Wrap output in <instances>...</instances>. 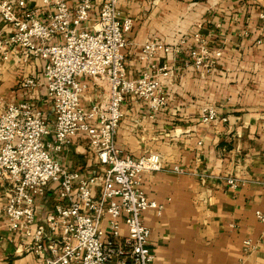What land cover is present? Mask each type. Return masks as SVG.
I'll return each instance as SVG.
<instances>
[{
    "label": "crops",
    "instance_id": "obj_1",
    "mask_svg": "<svg viewBox=\"0 0 264 264\" xmlns=\"http://www.w3.org/2000/svg\"><path fill=\"white\" fill-rule=\"evenodd\" d=\"M26 1L29 7L40 5V0ZM118 7L134 22L125 49L131 76L154 73L139 56L147 38L169 45L188 40L178 52L169 56L159 52L155 60L157 67H171L168 74H157L168 93L167 103L150 118L141 98L127 96L115 135L121 154L157 152L166 166L197 173L179 174L166 167L143 174L144 191L164 204L160 216L152 209L143 214L155 263L264 264V224L255 216L257 210L264 212V0H120ZM174 7L190 11L198 25L188 33L176 30L175 36L166 35L157 20ZM96 17L92 11L84 25L92 26ZM11 29L0 18V38ZM195 32L209 50V63L198 70L189 64ZM59 41L56 36L51 43ZM215 51L221 55L215 56ZM42 72V60L0 58V111L11 102L31 100L51 120ZM25 79L39 84L24 86ZM88 85L84 104L106 97V82L89 78ZM204 107H214L218 119L201 123ZM53 156L65 166H95L83 138H73L65 151ZM228 177L237 181L236 188ZM56 196L55 185L50 184L36 199L39 221ZM3 202L0 186V205ZM34 248L32 239L12 230L0 213V264H45L50 259L47 241L43 240L42 253Z\"/></svg>",
    "mask_w": 264,
    "mask_h": 264
},
{
    "label": "built area",
    "instance_id": "obj_2",
    "mask_svg": "<svg viewBox=\"0 0 264 264\" xmlns=\"http://www.w3.org/2000/svg\"><path fill=\"white\" fill-rule=\"evenodd\" d=\"M119 1L40 0L39 6L29 7L26 0H0V18L12 28L0 38V58L42 60L45 95L53 112L48 120L31 100L11 102L0 111V213L12 230L32 239L36 253H42L47 241L50 259L45 264H156L143 214L152 209L160 216L164 204L144 191L143 174L166 167L197 174L166 166L157 152L133 157L115 145L125 98H141L152 118L168 100L157 74L171 71L167 65L157 67V55L176 53L188 41L169 45L147 38L139 56L154 73L131 76L125 49L134 22L121 14ZM92 11L96 21L85 26ZM56 36L60 41L51 43ZM191 39L189 64L198 70L208 62V45L198 32ZM89 78L106 82L108 88L106 97L84 104ZM199 119L203 124L217 120L215 108L204 107ZM76 137L86 140L94 167L65 166L53 156ZM227 182L237 187L234 178ZM50 184L55 185L56 201L39 221L36 199ZM255 216L264 224V212L257 210ZM244 245L248 249L250 240Z\"/></svg>",
    "mask_w": 264,
    "mask_h": 264
},
{
    "label": "rangeland",
    "instance_id": "obj_3",
    "mask_svg": "<svg viewBox=\"0 0 264 264\" xmlns=\"http://www.w3.org/2000/svg\"><path fill=\"white\" fill-rule=\"evenodd\" d=\"M171 15L172 17L165 18L163 15ZM160 17L157 20V25L165 26L167 30L166 35L175 36V31L180 30L181 32H189L198 25V22L190 16V11H184L182 8H176L172 10H165L164 13L159 14ZM177 32V31H176ZM173 38V37H172Z\"/></svg>",
    "mask_w": 264,
    "mask_h": 264
}]
</instances>
